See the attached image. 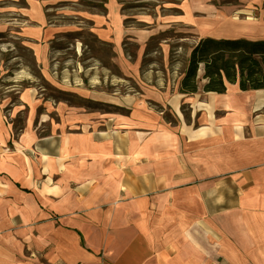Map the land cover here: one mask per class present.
Wrapping results in <instances>:
<instances>
[{"label": "crops", "instance_id": "crops-1", "mask_svg": "<svg viewBox=\"0 0 264 264\" xmlns=\"http://www.w3.org/2000/svg\"><path fill=\"white\" fill-rule=\"evenodd\" d=\"M243 7L262 31L239 38L263 40L264 0ZM26 16L21 31L47 77L56 31L35 7ZM92 21L125 59L117 0ZM180 79L121 97L124 115L75 112L34 87L8 113L0 100V264H264L261 231L243 219L264 216V88L204 92L201 79L183 94Z\"/></svg>", "mask_w": 264, "mask_h": 264}, {"label": "rangeland", "instance_id": "rangeland-1", "mask_svg": "<svg viewBox=\"0 0 264 264\" xmlns=\"http://www.w3.org/2000/svg\"><path fill=\"white\" fill-rule=\"evenodd\" d=\"M104 2L0 0V100L5 108L17 106L20 92L34 87L40 99L52 104L63 103L75 112L124 115L125 108L116 104L121 97L139 96L147 86L161 88L181 78L179 74L189 47L201 36L239 38L262 31L261 27L253 28L252 13H239L244 9L243 0H117L123 26L128 31L121 43L124 59L114 53L113 44L95 34L92 19L102 10ZM34 7L56 31L48 41L47 77L41 73L29 48L30 39L21 31L32 24L26 15ZM218 15L223 19H215ZM15 99L18 104L10 105ZM184 112L187 116L188 111ZM26 114L27 107H24L10 120L15 136L19 134V127L23 130ZM49 118L51 122L59 120L56 112ZM38 131L46 133L47 128L39 125ZM254 203V200L246 201L249 207ZM243 219L250 229L261 231L259 238L264 240V216L250 214ZM198 240L204 241L200 237Z\"/></svg>", "mask_w": 264, "mask_h": 264}, {"label": "trees", "instance_id": "trees-1", "mask_svg": "<svg viewBox=\"0 0 264 264\" xmlns=\"http://www.w3.org/2000/svg\"><path fill=\"white\" fill-rule=\"evenodd\" d=\"M200 65L204 92L223 93L228 84L235 83L240 90L264 88V39H199L190 47L188 60L182 71L179 83L181 93L193 94L199 90L201 79L197 75ZM15 101L16 99L11 100L9 104L17 105L18 102ZM9 108L8 106L5 110ZM21 130L22 127H19V133Z\"/></svg>", "mask_w": 264, "mask_h": 264}, {"label": "bare ground", "instance_id": "bare-ground-1", "mask_svg": "<svg viewBox=\"0 0 264 264\" xmlns=\"http://www.w3.org/2000/svg\"><path fill=\"white\" fill-rule=\"evenodd\" d=\"M216 19L217 20H222L223 18H222V16H217Z\"/></svg>", "mask_w": 264, "mask_h": 264}]
</instances>
